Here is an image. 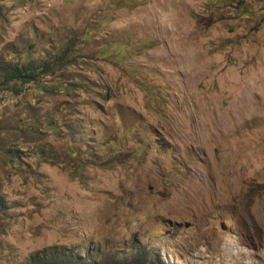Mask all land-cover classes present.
<instances>
[{"label":"rangeland","instance_id":"374dc122","mask_svg":"<svg viewBox=\"0 0 264 264\" xmlns=\"http://www.w3.org/2000/svg\"><path fill=\"white\" fill-rule=\"evenodd\" d=\"M30 60L0 85V264H264V0H0V61Z\"/></svg>","mask_w":264,"mask_h":264},{"label":"trees","instance_id":"16d2710c","mask_svg":"<svg viewBox=\"0 0 264 264\" xmlns=\"http://www.w3.org/2000/svg\"><path fill=\"white\" fill-rule=\"evenodd\" d=\"M60 60L61 57L54 61L59 62ZM48 67L47 62H43V67L36 66L33 60L21 63L0 61V85L13 84L12 92L18 95L20 91L15 85L37 84L38 75ZM7 153L19 154L13 150H8ZM12 158L17 159L16 156ZM78 169L81 170L80 166ZM0 205H4L1 199ZM156 258L157 256L143 245H131L124 257H113L111 253H107L99 246H86L78 249L74 246L52 245L30 253L22 264H160Z\"/></svg>","mask_w":264,"mask_h":264}]
</instances>
